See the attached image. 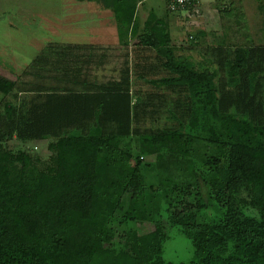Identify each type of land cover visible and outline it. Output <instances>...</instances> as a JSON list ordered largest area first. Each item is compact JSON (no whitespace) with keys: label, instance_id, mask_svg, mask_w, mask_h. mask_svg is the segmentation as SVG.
Returning <instances> with one entry per match:
<instances>
[{"label":"trees","instance_id":"1","mask_svg":"<svg viewBox=\"0 0 264 264\" xmlns=\"http://www.w3.org/2000/svg\"><path fill=\"white\" fill-rule=\"evenodd\" d=\"M89 1L112 11L119 43L138 30L136 0ZM141 31L136 45L153 51L167 76L137 77L162 92L157 103L182 96L178 113L171 97L165 108L179 128L141 137L135 154L121 147L148 114L127 77L86 104L53 95L24 104L19 121L5 104L19 135L54 141L43 168L0 142V264H264V116L256 124L221 109L217 73L177 55L166 21L152 13ZM250 58L240 48L224 63L229 87ZM14 89L0 75V94ZM173 230L192 248L187 263L164 257Z\"/></svg>","mask_w":264,"mask_h":264},{"label":"rangeland","instance_id":"2","mask_svg":"<svg viewBox=\"0 0 264 264\" xmlns=\"http://www.w3.org/2000/svg\"><path fill=\"white\" fill-rule=\"evenodd\" d=\"M9 1L12 0H0V71L15 82V89L10 95L0 94V142L3 148L13 152H28L38 160V166L43 168L49 163L51 153L48 150V145L54 141V138L30 140L26 136L19 135L15 131L17 125L11 124L12 121H9L5 116L4 106L11 104L14 109V121H19L17 119L22 114L24 104L44 102L45 96L35 97L37 94L40 95L44 88H47L46 82L43 81L46 78L43 76L50 78L51 75L48 74L54 72L63 77L64 73L62 72L64 71L60 70L59 73L52 67L58 61L57 55H70L68 54V43L63 41L72 27L69 28V24L65 20L63 25L57 22L60 14L55 12V9L64 4L63 0H24V6L15 5ZM149 2L148 5L153 6L158 17L167 22L172 45L176 48L177 55L189 59L198 68H208L217 73L216 84L220 93L221 109L237 115H248L254 123L261 124L264 116V0H199L196 12L189 14L167 13L165 0H150ZM69 5L65 8L70 10L75 4L72 2ZM77 5L87 4L78 3ZM70 13L63 11L61 15L65 14L67 17L70 16ZM41 19H44V22ZM12 24L13 28L10 27ZM93 28L97 27L93 26ZM199 32L202 33L197 34ZM220 42L225 43V47L221 49V53H218L217 48H220ZM240 48L247 49L251 58L247 69L240 74V84L238 87L232 88L227 84L224 63L227 60H232L234 52ZM52 54H55L56 57ZM94 57L96 58L92 63L96 65V70L95 68L92 70L94 72L92 86H89L88 82L80 76L76 87L72 88L73 91H67L70 94H65L66 96L62 97L72 96L69 100H73L75 94H81L83 90L90 92L91 89V94L102 93L103 91H100L98 85L108 80L118 79L120 72L122 71L123 74L125 71L122 69L124 57L122 54H118L115 49L107 58H99L97 53L94 54ZM67 62L68 60H61V63ZM157 63L159 64V61ZM27 66L32 67L30 70L32 75L29 77L22 74ZM155 70L153 69L146 76L151 77L150 79L167 76L165 72L159 71V68L157 71ZM254 73L256 76L252 83L254 85L251 87ZM82 83H85V86H80ZM66 87V84H62L57 89L64 90ZM134 87L141 97V106L148 114L144 118L140 117L144 120L133 122L132 132H129L128 137L123 140L121 147L127 143L135 154L137 152L136 144H138L136 142L141 137L179 128L180 122L169 118L172 110L170 113H166L165 108L170 104L168 102L170 97L173 98L170 104V108L173 109L174 105L180 104L183 98L179 96V99L176 100L175 94L171 96V94L165 93L164 101L157 103L156 97L162 94L161 91L147 86L142 81L135 83ZM130 99L133 104L134 98L130 97ZM77 100V103H80L79 99ZM106 101L102 99V102ZM103 105L106 106L107 103ZM140 111L138 109L137 113L139 114ZM173 111L178 113L175 109ZM177 115L181 121L185 120L184 114ZM79 125L80 123L78 127L88 126L87 124ZM26 128L24 127L23 130ZM110 130L111 128H108L106 131ZM133 166L129 162L127 165L129 168L125 169L131 171ZM169 236V240L164 246L165 259L184 263L190 261L192 248L189 242L181 237L176 230L170 231Z\"/></svg>","mask_w":264,"mask_h":264},{"label":"crops","instance_id":"3","mask_svg":"<svg viewBox=\"0 0 264 264\" xmlns=\"http://www.w3.org/2000/svg\"><path fill=\"white\" fill-rule=\"evenodd\" d=\"M149 1L150 0H136L133 19L137 23L138 30H136V33H131L130 31L128 33L126 41L124 43H119L118 36H117V25L113 19L112 11L110 9L104 8V6H102L101 4H98L94 1H89V0H70V1L63 0L64 4L59 7H56L55 12L57 11L60 14L59 15L60 17H58L59 19L57 20L59 24L63 25L62 23H64L63 21L65 20L68 22L69 28L72 27V30H70L69 34L66 36L67 40L65 39L63 41V42L67 41L66 43H68L67 47L69 50L68 54L70 55H67V56L64 54L57 55L58 61H56V63H54L52 67L53 70L55 71L58 70L59 73L61 71H64L62 72L64 73L62 74L63 77H61V75H58L57 73H54V72L53 74L52 73L48 74V75H51L50 78L48 76H43V78H46L43 81L46 82L45 85H47V88H44L40 95L45 96L44 100H46V97H49L50 95L58 97V96H66L65 94H70V92H67V91H73L72 88L74 89L76 87L77 82H79L78 77L80 76L84 78V81L88 82L89 86H92V84L94 83V79H93L94 72H92V70L93 68H95L96 70V65L92 63L93 60L96 58L94 57L95 53L99 55V58H107V56H110L113 53V50L115 49L118 54H122L124 57L122 69L125 71L123 72V74H122V71L120 72L118 79L108 80L104 82L103 84L98 85L100 86V91L101 92L103 91L102 93H104V91H108L111 84L121 83L123 77L124 78L127 77V84L130 86V91H135L134 85L135 83L139 81L137 77L139 73L142 74V73L147 72L145 73L147 75L148 73H151L153 71V70H150V69H153V67H154V70L156 69L155 71H157V68H159V71L160 70L163 71L160 65L157 63L158 58H156V55L154 54L153 51H151L148 48L140 47L136 45L137 40L142 32L141 30L143 28L144 22L146 21L148 16L153 13L158 19H161L158 17L153 6L148 5L150 4ZM9 2H12L15 5H22V6H24L25 4L24 0H12ZM72 2L75 5L71 7L70 10L65 8V6L69 5ZM78 3H82V4L86 3L87 5L80 6V5H77ZM63 11L71 12L72 14L70 13V16H67L68 17L67 18L65 14L64 16L61 15ZM84 12H88L90 14L88 13L86 14ZM68 19H70L71 21ZM133 25L135 26V22H133ZM93 26L97 28H93ZM10 27L13 28L14 27L13 24L10 25ZM110 29H113V30L111 31ZM167 29H168V25H167ZM201 33L202 32H199L197 34H201ZM221 43L222 42H220V45ZM217 49H218V53H221V49H222L221 46L220 48L218 47ZM52 56L56 57L55 54H52ZM61 60H68V62L61 63ZM152 60L154 61L151 62ZM149 62H151V64H149ZM31 68H32L31 66H27L26 69L22 71V74L24 76L28 75L29 77V75H32V72L30 71ZM103 68L106 69V67H103ZM0 75L8 78L1 71H0ZM62 84L63 85L66 84L67 87L64 90L57 89ZM84 84L85 83H82L80 84V86L83 87L85 86ZM51 88H54L55 90ZM89 91L90 92H86V90H83L82 92L83 94L82 93L75 94V95H78L79 97L72 98L73 99L72 101L79 99L80 102L83 101L84 104H86L88 100L90 101L92 100L90 98L91 96H93V94H91L92 89ZM27 94H30V93H27ZM95 94H98V93H95ZM83 98L86 100H83ZM72 106H75V104H73Z\"/></svg>","mask_w":264,"mask_h":264},{"label":"built area","instance_id":"4","mask_svg":"<svg viewBox=\"0 0 264 264\" xmlns=\"http://www.w3.org/2000/svg\"><path fill=\"white\" fill-rule=\"evenodd\" d=\"M199 0H165L166 10L170 14H189L196 12Z\"/></svg>","mask_w":264,"mask_h":264}]
</instances>
